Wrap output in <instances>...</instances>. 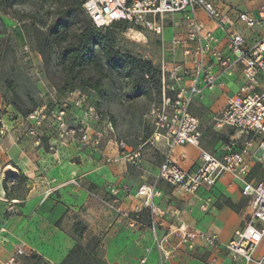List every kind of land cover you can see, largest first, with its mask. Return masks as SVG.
Wrapping results in <instances>:
<instances>
[{
	"label": "rangeland",
	"instance_id": "obj_1",
	"mask_svg": "<svg viewBox=\"0 0 264 264\" xmlns=\"http://www.w3.org/2000/svg\"><path fill=\"white\" fill-rule=\"evenodd\" d=\"M58 11V5L52 0H18L13 7L0 12V169L9 155L18 154L20 151L28 153L31 161L35 163L38 162L36 158L38 159L40 154L44 155L42 151L39 152L40 148L44 149L48 155L45 158L50 159L52 163L54 161L58 163V160L65 156L67 163L69 161L73 165L67 164L62 169L68 178H71L63 186H71V189L80 186L88 194L84 201L86 205L77 211H71L68 219L74 223L75 220L81 219V214L88 211L90 217L88 224L92 225L90 230L101 234L102 230L120 214L131 221V216L135 214L139 216V213L122 210L118 212L119 188L113 187L106 180L95 185L84 177L80 178L79 173L84 172L86 168L78 171L74 164L82 165L87 158L101 162L104 167L116 164V160L109 157V153L111 147H118L119 143L123 142L129 149L142 148V156L137 165L126 163L130 176L134 175L131 169L140 170L141 174L145 175V171L142 170L145 160L143 152L149 149V145H144L151 135L152 127L144 116L158 101L156 91L158 74L156 69L151 73L152 83L143 87L147 92L145 95H141L140 90L135 89L134 78H126L122 72L117 74L110 71L108 78L103 80V89L100 93L78 90L72 93L61 92L63 80L57 64L58 49L48 45L46 40V28L57 19ZM40 22L45 26H41ZM112 26L106 28L111 29L116 49L138 60L151 62L154 68L159 69L163 35L156 36L148 31L138 34V30L129 24L125 28ZM105 29L101 31L105 32ZM42 54L48 59L47 63L44 62ZM223 94L221 92L218 100L208 101L205 105L195 104L190 108L191 113L197 116L203 125V135L197 147L200 151L216 154L215 146L219 142L225 144L232 136L230 130L216 132L217 130L213 128L212 118L219 113L228 98L225 96L228 92ZM27 112L30 113L24 116ZM85 131L90 136L88 143L81 142V136ZM96 139L99 140L97 145ZM61 146L69 147V152L64 153L61 150L58 153L57 149ZM6 147L10 153H7ZM150 155L151 159L147 162L159 167L164 155L157 152ZM120 158L124 161L121 154ZM12 168L13 170L9 171L12 173L6 174L2 182L8 194L0 201L4 205L0 211L5 208V215L7 202H10L11 198L24 199L37 183L49 190L50 183L46 182V178L53 175H48L47 172L44 174L42 171L36 176L31 167L29 178L13 164ZM69 168L72 170H68ZM55 172L58 174L57 170ZM257 174L258 168H255L254 175ZM37 177L43 179L40 181L35 179ZM127 185L129 190L133 188V185ZM146 189L147 186L141 185L137 189L139 196H145L148 192ZM111 190H117L116 195L109 193ZM68 192L69 196L73 195L72 191ZM144 210H148L145 214L149 217L158 213L164 215L158 208L147 206ZM124 213L128 216L125 217ZM162 216L156 220L158 228L163 227ZM247 221L246 210L242 214V225ZM173 229L168 227L167 232L170 233ZM171 237L177 238L174 234H171ZM81 243L85 245L87 242ZM32 256L23 258L22 264H46L43 259H31ZM205 257V254H199L198 259L203 261Z\"/></svg>",
	"mask_w": 264,
	"mask_h": 264
},
{
	"label": "built area",
	"instance_id": "obj_2",
	"mask_svg": "<svg viewBox=\"0 0 264 264\" xmlns=\"http://www.w3.org/2000/svg\"><path fill=\"white\" fill-rule=\"evenodd\" d=\"M82 8L97 29L123 22L138 30V34L148 31L156 36L163 35L167 18L175 14L182 16L185 33L174 35L170 47H163L161 53L160 100L144 116L152 127L145 144L164 152L158 179L185 194H195L204 185L213 187L223 175H230L240 182L248 221L233 232L222 250L232 264H264V251L255 257L256 250L264 244V35L249 43L242 32L234 29L237 24L244 30L263 28L264 8L259 11L258 18L245 12L230 17L208 0H85ZM199 10L207 15L215 30L225 33L224 51L219 48L220 40L214 32L207 30L197 19ZM236 76L240 79L237 92L212 118L214 129L218 132L230 130L232 136L222 144L219 156L201 152L200 163L193 170L184 171L169 158V154L175 147L200 145L203 129L190 111L194 99L205 90L216 88L221 77L233 79ZM89 138L85 131L81 142L88 143ZM118 149L126 163H139L141 147L129 149L120 142ZM250 163L261 170L262 179L249 178ZM116 192L111 190L109 193L114 196ZM7 203L6 214H13L16 201ZM124 216L128 214L124 213ZM137 219L138 214L131 216V222ZM156 229L157 224L152 220L154 235ZM1 232L5 230L0 229ZM170 233L191 250L196 242L213 250L220 247L217 234L189 230L183 223ZM158 248L162 252L160 264H164L170 252L163 250L161 242H158ZM24 256V250L18 248L4 264H19V257ZM145 261V258L141 259L142 264Z\"/></svg>",
	"mask_w": 264,
	"mask_h": 264
},
{
	"label": "crops",
	"instance_id": "obj_3",
	"mask_svg": "<svg viewBox=\"0 0 264 264\" xmlns=\"http://www.w3.org/2000/svg\"><path fill=\"white\" fill-rule=\"evenodd\" d=\"M208 1L230 17H233L235 13L245 12L258 18L259 11L264 8V0ZM197 19L207 30L214 32V35L220 40L219 48L224 51L226 46L225 33L215 30L214 24L202 10L197 12ZM234 29L242 32L249 43L253 42L256 37L264 35V27L244 30L242 25L237 24ZM185 31V24L180 14L167 18L161 39L163 47L168 49L172 37L176 34H184ZM239 86V77L236 76L233 79L221 77L218 80V86L212 90H205L201 96L194 99L191 107L195 104L205 105L208 101L218 100L221 92L224 94L228 92V95L225 96L229 98L237 92ZM199 121L203 129L202 122L200 119ZM146 145H149V149L143 152L145 160L142 164L145 175H142L140 170L131 169L134 175L130 176L127 164L121 160L120 150L116 146L111 147L109 153V157L114 158L116 164L104 167L101 162L87 157L86 162L84 161L82 165L74 164L79 169L78 171L86 168L84 172L79 173L80 178L84 177L95 185L106 180L113 187L119 188L120 191L117 195L119 200L118 212L122 210L139 213V220L136 222H131L120 214L114 222L102 230L101 234L90 230L92 225L88 224L90 222L88 211H86L87 215L81 214L80 220L87 225L89 232L101 237L104 260L108 264H142L141 259L145 258L146 261L143 264H160L162 252L158 248V242H161L163 250L170 252V256L164 264H232L222 250V246L232 238L233 232L237 228L243 226L242 214L247 209L246 200L241 194L240 182L230 175H223L213 187L204 185L195 194H185L171 184L158 179L159 167L148 163L147 160L151 159L150 154L154 152L161 155L164 152L155 150L150 144L144 146ZM221 147L222 142L215 146V155H220ZM5 150L10 153L8 147ZM61 150L68 153L69 147L61 146L57 152L60 153ZM40 151L44 155L40 154L39 158H36L39 164L31 161L28 153L20 151L18 154L9 155L0 169V201L6 196L2 185L3 177L10 173V170H13L12 164L21 173L27 174L29 178L28 173L32 170L31 167L36 172V176L40 175L42 171L44 174L46 172L48 175L53 174L49 177L44 175L47 177L46 182L50 183L49 190L42 188V185L37 183V185L32 186L24 199H10L15 200L16 204L21 202L15 206L16 211L13 214L5 215V208L0 211V229L5 230V232L0 233V264L7 262L18 248L23 249L26 255L19 257V264H22L23 258L31 255L40 257L46 264H62L75 245L72 238L73 221L68 219V215L71 211H77L84 204L86 205L84 201H86L88 194L80 186L77 189H71V186H63L71 178H68L67 173L62 169L67 164L68 166L73 165L69 161L67 163L65 156L60 158L58 163L55 161L52 163L50 159L45 158L48 155L44 149L40 148ZM199 151L197 147L190 145L175 147L169 154V158L184 171H191L200 163L201 152H205ZM50 157H54V155H50ZM249 165L251 168L249 178L262 179L261 170L252 163ZM255 168H258L257 175H254ZM55 170L58 171V174ZM68 170L72 169L69 168ZM35 179L41 181L43 178L37 177ZM127 184L133 185V188L129 190ZM141 185L147 186L146 190H148L143 197L137 193V189ZM68 191H72L73 195L69 196ZM3 206V203L0 202V210ZM147 206L158 208L159 212H163L164 215L158 213L149 217L148 214H145L148 213V210H144ZM161 216L163 227H157L154 235L151 230L152 220L156 223V220L158 221ZM180 223H183L189 230L217 234L220 247L213 250L204 248L199 242H196L191 250L180 244L178 238H172L171 233L167 232L168 227L174 228ZM263 251L264 244L256 250L255 257H258ZM199 254L206 255L203 261L198 259Z\"/></svg>",
	"mask_w": 264,
	"mask_h": 264
},
{
	"label": "trees",
	"instance_id": "obj_4",
	"mask_svg": "<svg viewBox=\"0 0 264 264\" xmlns=\"http://www.w3.org/2000/svg\"><path fill=\"white\" fill-rule=\"evenodd\" d=\"M18 0H0V12L13 7ZM58 5L57 19L46 28L47 44L58 49L57 64L60 68L63 87L61 92L100 93L103 80L108 72L124 73L126 78H134L135 89L141 95L147 94L143 89L152 83L151 73L156 69L158 83L157 98L160 100V71L151 62L138 60L115 48L111 29H97L85 14L82 4L85 0H52ZM41 26H45L40 22ZM113 28L126 27L127 23L116 22ZM75 28V29H73ZM44 62L48 59L42 54ZM151 75V76H150ZM157 101V102H158ZM30 112L24 114L26 116ZM1 116V112H0ZM1 127V125H0ZM6 193V186L3 187ZM6 196L8 194L6 193ZM74 247L62 264H108L103 258L101 237L89 232L87 225L75 220L72 226ZM86 241L84 245L81 242ZM31 259L41 258L33 255Z\"/></svg>",
	"mask_w": 264,
	"mask_h": 264
},
{
	"label": "bare ground",
	"instance_id": "obj_5",
	"mask_svg": "<svg viewBox=\"0 0 264 264\" xmlns=\"http://www.w3.org/2000/svg\"><path fill=\"white\" fill-rule=\"evenodd\" d=\"M137 34V33H136ZM138 35V34H137Z\"/></svg>",
	"mask_w": 264,
	"mask_h": 264
}]
</instances>
